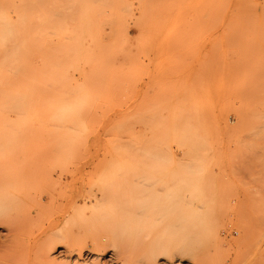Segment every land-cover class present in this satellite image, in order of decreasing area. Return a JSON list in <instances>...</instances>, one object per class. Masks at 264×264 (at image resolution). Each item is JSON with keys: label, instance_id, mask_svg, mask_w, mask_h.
I'll return each instance as SVG.
<instances>
[{"label": "rangeland", "instance_id": "1", "mask_svg": "<svg viewBox=\"0 0 264 264\" xmlns=\"http://www.w3.org/2000/svg\"><path fill=\"white\" fill-rule=\"evenodd\" d=\"M0 180L34 264H264V0H0Z\"/></svg>", "mask_w": 264, "mask_h": 264}, {"label": "bare ground", "instance_id": "2", "mask_svg": "<svg viewBox=\"0 0 264 264\" xmlns=\"http://www.w3.org/2000/svg\"><path fill=\"white\" fill-rule=\"evenodd\" d=\"M149 137H150V136H149ZM52 161H53V160H52ZM46 162H47V161H46ZM26 163H27V162H26ZM50 164H52V162H50ZM68 164H69V163H68ZM31 165H32V163H31ZM43 165H44V164H43ZM43 165H42V166H43ZM152 165H153V164H152ZM24 166H25V164H24ZM42 166H41V167H42ZM83 166H84V165H83ZM83 166H82V167H83ZM41 167H40V169H41ZM52 167H53V165H52ZM21 169H22V168H21ZM26 169H27V168H26ZM23 170L25 171V169H23ZM36 170H37V169H36ZM153 170H154V169H153ZM64 172H65V171H64ZM69 172H70V171H69ZM155 172H156V171H155ZM67 173H68V172H67ZM27 174H28V175H31V173H30V174L27 173ZM36 174H37V173H36ZM48 174H49V173H48ZM153 175H154V174H153ZM22 177H23V176H22ZM25 177H26V174H25ZM34 177H36V176H34ZM164 177H165V176H164ZM32 178H33V177H32ZM167 178H168V177H167ZM23 179H24V178H23ZM1 180H2V179H1ZM1 180H0V182H1ZM16 180H17V179H16ZM25 180H29V179H25ZM156 180H158V179L155 178V181H156ZM165 180H166V178H165ZM33 181H35V180H33ZM155 181H154V183H155ZM2 182H3V181H2ZM2 182L0 183V186L3 185ZM4 182H6V181H4ZM20 182H21V181H20ZM20 182H19V183H20ZM25 182H26V181H25ZM28 182H29V181H28ZM162 182H164V181H162ZM29 183H30V182H29ZM146 183H147V182H146ZM152 183H153V182H152ZM9 184H10V182L7 181L6 188H7V185H9ZM17 185H18V184H16L15 187H16ZM161 185H162V184H161ZM19 186H20V184H19ZM27 186H28V185H27ZM3 187L5 188V185H4ZM6 188H5V189H6ZM20 188H21V186H20ZM25 188H26V187H25ZM25 190H27V189H25ZM14 191H15V190H14ZM14 191H13V192H14ZM179 191H180V190H179ZM9 192H10V191H9ZM27 192H28V191H27ZM163 192H164V191H163ZM17 193H18V192H17ZM34 193H35V192H34ZM86 194H87V193H86ZM177 194H178V193H177ZM17 195H18V194H17ZM26 195H27V194H26ZM93 195H95V194H93ZM178 195H180V194H178ZM3 196H4V195H3ZM24 196H25V195H24ZM88 196H90V195H88ZM28 197H29V196H28ZM92 197H93V196H92ZM92 197H91V198H92ZM24 198H25V197H24ZM32 198H34V197H32ZM5 199H7V198H5ZM12 199H13V198H12ZM12 199H11V200H12ZM87 199H88V198H87ZM93 199H94V197H93ZM31 200H32V199H31ZM31 200H30V201H31ZM178 200H179V197H178ZM7 201H8V200H7ZM4 202H5V201H4ZM20 202H21V201H20ZM27 202H29V201H27ZM69 202H70V200H69ZM92 202H93V201H92ZM3 204H4V203H3ZM55 204H56V203H55ZM18 205H20V204L18 203ZM23 205H24V204H23ZM33 206H34V205H33ZM74 206H75V205H74ZM90 206H91V205H90ZM95 206H97V205H95ZM6 207H7V206H6ZM20 207H21V206H20ZM24 207H25V206H24ZM81 207H82V206H81ZM81 207H80V210H81V211H79V213L81 212L80 215H82V212H83V210H82L83 207H82V208H81ZM97 207H98V206H97ZM97 207H95V208H97ZM104 207H106V206H104ZM177 207H179V206H177ZM2 208H3V207H2ZM78 208H79V207H78ZM78 208H76V209L74 208L75 210H72V211H76ZM87 208H88V207H87ZM101 208H102V207H101ZM56 209H57V208H56ZM83 209H84V208H83ZM99 209H100V208H99ZM104 209H105V208H104ZM106 209H107V207H106ZM179 209H181V207H179ZM128 211H129V210H128ZM76 212L78 213V211H76ZM76 212H75V213H76ZM95 212H96V211H95ZM177 212H178V211H177ZM83 213H84V212H83ZM86 213H87V212H86ZM100 213H101V212H100ZM108 213H110V212H108ZM71 214H72V212H71ZM97 214H98V213H97ZM106 214H107V213H106ZM94 215H95V213H94ZM102 215H103V214H102ZM102 215H101V216H102ZM73 216H74V215H73ZM77 216H78V215H77ZM77 216H76V218H77ZM95 216H96V215H95ZM166 216H167V215H166ZM17 217H18V216H17ZM68 217H69V216H68ZM70 217H71V216H70ZM83 217H84V214H83ZM102 217H103V216H102ZM71 218H72V217H71ZM13 219H14V218H13ZM69 219H70V218H69ZM80 219H81V217H80ZM94 219H95V218H94ZM11 220H12V218H11ZM70 220H72V219H70ZM92 220H93V219H92ZM120 220H121V219H120ZM141 220H142V219H141ZM6 221H7V220H6ZM9 221H10V220H9ZM85 221H86V220H85ZM102 221H104V220H102ZM112 221H113V220H112ZM163 221H164V220H163ZM178 221H179V220H176L175 222H173V226H177V225H178ZM12 222H13V221H12ZM70 222H72V221H70ZM108 222H109V221H108ZM5 223H6V222H5ZM13 223H14V222H13ZM16 223H17V222H16ZM50 223H51V222H50ZM63 223H64V222H63ZM80 223H81V222H80ZM100 223H101V222H100ZM0 224H1L0 226H4V225H2L1 222H0ZM7 224H8V223H7ZM10 224H12V223H10ZM10 224H9V225H10ZM17 224H18V225H17L18 227L21 226L19 223H17ZM5 225H6V224H5ZM13 225H14V227L16 228V225H15V224H13ZM47 225H48V224H47ZM63 226H64V225H63ZM7 227H8V226H7ZM14 227H12V225H11V226H9L8 228H12V229H9V231H10V232L12 231L14 234H16V232H17V230H19V228L17 227L18 229H17V228L15 229ZM65 227H66V225H65ZM144 227H146V226H144ZM13 228L15 229V232L13 231V230H14ZM21 228H24V227L22 226ZM21 228H20V230H21ZM69 228H70V227H69ZM71 228H72V227H71ZM91 230H92V228H91ZM147 230H148V229H147ZM149 230H150V229H149ZM34 231H35V230H34ZM70 231H71V229H70ZM155 231H156V230H155ZM10 232H9V233H10ZM24 232H25V231H24ZM237 232H238V231H237ZM241 232H242V231H241ZM0 233H1V232H0ZM9 233H8V234H9ZM13 233H12V234H13ZM59 233H60V232H59ZM243 233H244V232H243ZM10 234H11V233H10ZM99 234H100V233H99ZM153 234H154V232H153ZM236 234L238 235V233H236ZM64 235H65V234H64ZM240 235H241V233H240ZM1 236H2V234H0V246L5 247L6 249L3 248V251L0 252V264H34L35 261L32 262V263L30 262L32 256H30V260H29V261H28V259H27V260H22V259L17 258L21 252L18 253L17 250H16V251L14 250L15 247H16L14 244H16V242H15L14 244L12 243V245H11V247H12L13 249H12V250L10 249V250L8 251V248L10 247V242L14 241L15 238H16V236H15L14 239H13V236H14V235H13V236L11 235V236H12V239H11V238L9 237L10 235H8V236L6 235V237H5L3 240L1 239ZM17 236H20V235L18 234ZM22 236H23V235H22ZM88 236H89V235H88ZM26 237H27V236H26ZM48 237H49V236H48ZM34 239H35V241H36V237L33 236V239H32L31 241L34 242V241H33ZM46 239H47V238H46ZM46 239H45V240H46ZM91 240H92V237H91ZM95 240H96V239H95ZM95 240L93 239L94 242H95ZM116 240H117V239H116ZM137 240H138V239H137ZM31 241H30V242H31ZM47 241H48V239H47ZM117 241H118V240H117ZM138 241H139V240H138ZM152 241H153V240H152ZM17 242H18V241H17ZM26 242H29V241H26ZM32 242H31V244H33ZM45 242H46V241H45ZM81 243H82V242H81ZM115 243H116V242H115ZM136 243H137V242H136ZM201 243H203V242H201ZM29 244H30V243H29ZM29 244H28V245H29ZM37 244L40 246V244H39L38 242H37ZM92 244H93V243H92ZM99 244H100V243H99ZM130 244H131V243H130ZM38 245H37V246H38ZM42 245H43V244H42ZM47 245H48V244H47ZM94 245H96V244H94ZM105 245H106V244H105ZM128 245H129V244H128ZM7 246H9V247L7 248ZM29 246H31V245H29ZM29 246H28V251H29ZM39 246H38L36 249H39ZM43 246H45V245H43ZM101 246H102V245H101ZM120 246H122V245H120ZM124 246H125V245H124ZM131 246H132V245H130L129 247L131 248ZM154 246H156V245H154ZM203 246L205 247V245H203ZM2 247H0V250H1ZM46 247H47V246H46ZM46 247H45V248H46ZM127 247H128V246H127ZM84 248H85V247H84ZM92 248H93V247H92ZM92 248H91V249H92ZM101 248H102V247H101ZM103 248H104V247H103ZM103 248H102V249H103ZM135 248H137V247H135ZM155 248L157 249V247H155ZM36 249H34V251H35ZM40 249L43 250V253H44V255H43V253H41L40 255H42V256H44V257H42L43 259L41 258V259H42V260H41V259H40V255H38L39 252H41V251H37L36 254H37V256H38L39 258L37 257L36 260H37V259L40 260V261L38 260L39 263H38V262H37V263H38V264H41V263H42V264H54V262H53V256H51V254H50V251L53 250V245L49 243V246H48L46 249H44V247H43V249L40 247ZM91 249H89V250H91ZM116 249H117V248H116ZM125 249H126L125 251H127V248H126V247H125ZM131 249L133 250V247H132ZM131 249L128 248V250H131ZM161 249H162V247H161ZM161 249H160V250H161ZM6 250H7V251H6ZM30 250H31V248H30ZM45 250H46V251H45ZM92 250H93V249H92ZM99 250H100V248L97 249V251H99ZM207 250H208V249H207ZM12 251H13V252H12ZM18 251H19V250H18ZM34 251H33V253H34ZM93 251H94V250H93ZM97 251H96V252H97ZM115 251H116V250H115ZM125 251H124V253H125ZM11 252H12V253L15 252V254H16V253H17V254H16V255H13ZM24 252H25V251H24ZM24 252H23V253H24ZM206 252H207V251H206ZM30 253H31V252L29 251V254H30ZM33 253H32V255H33ZM121 253H122V251L120 252L119 255H121ZM130 253H131V251L129 252V254H130ZM24 254H25V253H24ZM80 254H81V253L78 254V258H80V256H81ZM122 254H123V253H122ZM150 254H151V253H150ZM198 254H199V253H198ZM17 255H18V256H17ZM127 255H128V254H127ZM132 255H133V254H132ZM132 255L130 254V259H131V256H132ZM128 256H129V255H128ZM145 256H146V255H145ZM34 257H36V256L34 255ZM114 257H115V256H114ZM120 257H122V256H120ZM196 257H198V256H196ZM27 258H28V257H27ZM139 258H141V255L139 256ZM139 258H137V259H139ZM144 258H145V257H144ZM145 259H146V258H145ZM195 259H196V258H195ZM43 260H44V261H43ZM122 260H123V259H122ZM122 260H120V261H122ZM128 260H129V257H128V259H127V264H129ZM139 260L142 261L141 259H139ZM31 261H32V260H31ZM129 261H130V260H129ZM147 261H148V260H147ZM147 261H144V260H143L142 262H147ZM43 262H44V263H43ZM124 262L126 263V261L123 260V264H125ZM131 262H133V261H131ZM137 262H138V261H137ZM137 262H136V263H137ZM148 262H150V261H148ZM35 263H36V262H35ZM133 263H135V262H133ZM198 263H199V262H198ZM200 263H201V262H200ZM95 264H96V263H95ZM116 264H117V263H116ZM120 264H121V263H120ZM204 264H205V263H204Z\"/></svg>", "mask_w": 264, "mask_h": 264}]
</instances>
